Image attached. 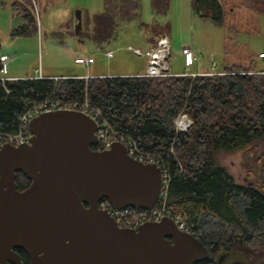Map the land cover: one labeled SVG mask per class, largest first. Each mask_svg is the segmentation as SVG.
<instances>
[{
	"label": "trees",
	"instance_id": "16d2710c",
	"mask_svg": "<svg viewBox=\"0 0 264 264\" xmlns=\"http://www.w3.org/2000/svg\"><path fill=\"white\" fill-rule=\"evenodd\" d=\"M190 5L198 18L224 24L219 0H190ZM140 6V0H103V9L88 21L92 28L78 33L98 47L105 45L117 36L122 23L140 19ZM150 6L152 34L167 33L170 24L157 18L167 14L170 0H150ZM239 6L264 14V0H239ZM11 7L20 19L11 29L12 37L37 32L32 0H13ZM253 62L249 56L246 63L224 65L218 70L224 73L216 75L0 81V132H16L22 112L45 99L87 100L114 129L134 139L140 150L162 158L171 175L166 205L185 216L193 235L208 250L207 258L194 264H216L222 252L233 255L226 261L235 257L244 264H264V71H256ZM181 111L192 120L185 132H177L173 123ZM222 152L247 153L252 183L262 186L236 182L217 162ZM14 182L23 190L30 180L18 171ZM15 250L22 264H29L26 252Z\"/></svg>",
	"mask_w": 264,
	"mask_h": 264
},
{
	"label": "water",
	"instance_id": "95a60500",
	"mask_svg": "<svg viewBox=\"0 0 264 264\" xmlns=\"http://www.w3.org/2000/svg\"><path fill=\"white\" fill-rule=\"evenodd\" d=\"M75 34L81 28L75 11ZM96 121L76 109L33 117L30 143L0 147V264H194L208 250L174 220L120 227L98 201L117 207H154L162 175L154 163L131 157L121 142L95 150ZM29 185L18 190L15 173ZM227 256V257H226ZM233 255L219 253L216 264Z\"/></svg>",
	"mask_w": 264,
	"mask_h": 264
},
{
	"label": "rangeland",
	"instance_id": "374dc122",
	"mask_svg": "<svg viewBox=\"0 0 264 264\" xmlns=\"http://www.w3.org/2000/svg\"><path fill=\"white\" fill-rule=\"evenodd\" d=\"M219 1L225 12L224 24L221 26L198 17H194L190 24L181 12L182 5L179 0L178 20H175L178 26H173L169 35L171 73H195L198 66L201 69H210L212 62L216 63L217 69H221L224 65L246 63L249 56L254 60L256 71L264 69V59L259 57V52H264V14L240 7L239 0ZM12 2L13 0H0V54H17L7 62L9 75L20 78L28 76L26 74L32 75L35 69L61 75L80 67L74 63V58L83 56L85 52L95 60L93 66L98 67L101 72L131 74L137 70L141 58L133 55L127 48L128 45L140 46L148 35V28L144 23H150L153 18L150 0H140V20L122 23L117 30V36L104 45L105 47H98L84 34H75L74 29L75 11H80L82 30H88L92 28L88 21L103 9V0H36L37 32L16 37H12L10 32L20 23V19L13 13ZM157 20L165 24L169 21V14L165 17L159 16ZM160 34L168 35L165 31L156 35ZM184 46H189L197 57L188 70H185L184 55L181 52ZM106 49L113 50V57L108 59L104 56ZM212 71L224 73L213 68L200 73L209 74ZM217 157V162L226 167L236 182L246 185L252 182L245 161L247 153L222 152ZM257 172L259 175L260 169ZM234 259L236 258L232 260Z\"/></svg>",
	"mask_w": 264,
	"mask_h": 264
},
{
	"label": "built area",
	"instance_id": "2783aa9c",
	"mask_svg": "<svg viewBox=\"0 0 264 264\" xmlns=\"http://www.w3.org/2000/svg\"><path fill=\"white\" fill-rule=\"evenodd\" d=\"M34 4L36 2L32 0ZM133 54L138 56H145L146 58V68L143 74H139V76L145 77H164V76H173V75H199L201 73H191L189 71L182 72L180 74H173L169 71V61L171 55V42L170 38L167 34H160L154 36V42L151 45L145 46V51L140 48L128 46L127 48ZM184 55V65L185 70H188L189 67L195 62L197 59L196 55L193 53L190 47L184 46L181 50ZM105 56L112 57L113 50H105ZM260 57L264 58V54L261 53ZM8 55L5 53L0 54V81L4 84L5 81L18 79L19 77H5L2 76L6 71ZM93 62L92 57L78 56L74 59L75 64L80 65H88ZM212 68L214 69L216 66L215 62L211 63ZM209 74H221V72L212 71ZM24 78H36L43 79L47 78L41 72V69H35V73L32 75L26 76ZM89 78V77H83ZM76 109L79 110L90 117H92L96 123V136H97V144H95V150L107 149L114 142H121L124 144L127 153L133 157L134 159L147 163L156 164L160 170L162 175L161 182V190L159 194V198L154 207L150 209L140 208V207H123L117 208L113 206L108 199H101L98 201V207L100 209L105 210L117 223L120 227H130L136 228L140 224L145 221H159L164 216H169L174 220L177 227L180 230L187 231L194 234L192 225H190L185 216L181 212H171V210L166 205V197L167 190L169 186V182L171 180V175L168 171V168L165 166L162 158L159 154L144 152L140 150L135 142L130 136L125 133L114 129L110 123L105 119V117L101 114L100 110L91 105L87 100L81 102H70L65 103L60 100H51L45 99L39 103H35L29 107H27L22 114L19 116V128L14 133H5L0 132V147L4 144H12V145H20L30 143L32 133L29 129L30 120L38 116L39 114L54 110V109ZM174 128L177 132H185L192 124V120L186 112H180L174 119Z\"/></svg>",
	"mask_w": 264,
	"mask_h": 264
},
{
	"label": "crops",
	"instance_id": "0c3cea01",
	"mask_svg": "<svg viewBox=\"0 0 264 264\" xmlns=\"http://www.w3.org/2000/svg\"><path fill=\"white\" fill-rule=\"evenodd\" d=\"M181 5H182L181 12L186 17V21H190V24H192V21L194 20L193 18L194 17L196 18L197 16L192 11V8H191V5H190V0H181ZM178 6H179V0H170L169 10H168L167 14L164 15V17H165V16H167L169 14V21H168V23L170 24V29L167 32L169 38H170L169 35H170L171 28L173 26L174 27L175 26H178V23L177 24L175 23V20L176 21L178 20ZM152 15H153L152 17H154V14L153 13H152ZM171 18H172V20H171ZM135 21H138V20H135ZM151 23H152V21L150 23H144V25H146L147 28H148V32H147L148 35H146L144 37V39L142 40L140 46H134V47L140 48L143 51H145V46L153 44V39H154L153 36L154 35L152 34V31H151L150 26H149V24H151ZM150 37H152V41L150 40ZM170 42H171V39H170ZM102 46L105 47L104 45H102ZM128 46H131V45H128ZM106 50H108V49H106ZM0 52H1V50H0ZM3 53H5V52H3ZM261 53L262 52L260 51L259 54H261ZM5 54L8 55L7 53H5ZM86 54H89V53L88 52H85L83 56H85V57H91V56H87ZM16 55L17 54H15V53L12 54L11 56L8 55V58H9L8 59V62L10 61L11 58L15 57ZM113 55H114V53H113ZM113 55H112V57H113ZM133 55H135V54H133ZM104 56H105V54H104ZM135 56H138V55H135ZM105 57L108 58L107 56H105ZM139 57L141 58L140 61H139V66L137 67V70L135 72L131 73V74H112L109 71H108V73L101 72V71L98 70V67L93 66V64L95 62L94 59H93V62L90 63V64H88V65H80V64H77L80 67H78V68L75 67V68H73V70L71 69L70 72L62 73L61 75H56V74H51V73H44L43 70L41 72H42V74L44 76L53 77V78H58V77H63V76L64 77H86V76L87 77H101V76H111V75H117V76H121V75H124V76H128V75L129 76L130 75H139V74H143L145 72V68H146V58H145V56H139ZM109 58H111V57H109ZM211 68L212 67L210 66V69ZM210 69H201L198 66L195 69L196 70L195 73L205 72V71H208ZM215 69L216 70H219V69H217V67H215ZM257 70H259V69H257ZM260 70H264V69H260ZM74 71H77V72H74ZM175 74H179V73H175ZM26 75L29 76V74H26ZM2 76H5V77H15V78H17L16 75H9L8 74L7 67H6L5 73H3ZM24 77H26V76H24Z\"/></svg>",
	"mask_w": 264,
	"mask_h": 264
},
{
	"label": "flooded vegetation",
	"instance_id": "af4514ba",
	"mask_svg": "<svg viewBox=\"0 0 264 264\" xmlns=\"http://www.w3.org/2000/svg\"><path fill=\"white\" fill-rule=\"evenodd\" d=\"M243 185H246V184H243ZM248 186H250V187H259V186H262V185H258V186H254L253 185V183L252 182H250L249 184H248ZM264 186V185H263ZM18 190H20V189H18ZM14 250H15V248H14ZM16 251V250H15ZM17 252V251H16ZM18 253V252H17ZM217 259V258H216ZM216 261V260H215Z\"/></svg>",
	"mask_w": 264,
	"mask_h": 264
},
{
	"label": "bare ground",
	"instance_id": "6f19581e",
	"mask_svg": "<svg viewBox=\"0 0 264 264\" xmlns=\"http://www.w3.org/2000/svg\"><path fill=\"white\" fill-rule=\"evenodd\" d=\"M137 76H139V75H137Z\"/></svg>",
	"mask_w": 264,
	"mask_h": 264
}]
</instances>
